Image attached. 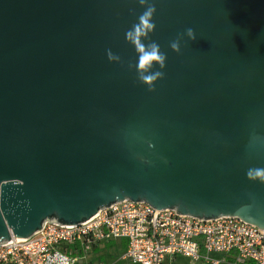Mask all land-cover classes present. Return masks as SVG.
I'll list each match as a JSON object with an SVG mask.
<instances>
[{"label": "water", "instance_id": "obj_1", "mask_svg": "<svg viewBox=\"0 0 264 264\" xmlns=\"http://www.w3.org/2000/svg\"><path fill=\"white\" fill-rule=\"evenodd\" d=\"M151 4L142 43H158L166 67L139 70L125 34ZM158 71L150 91L141 76ZM253 169H264V0H0V244L125 199L264 234Z\"/></svg>", "mask_w": 264, "mask_h": 264}, {"label": "built area", "instance_id": "obj_2", "mask_svg": "<svg viewBox=\"0 0 264 264\" xmlns=\"http://www.w3.org/2000/svg\"><path fill=\"white\" fill-rule=\"evenodd\" d=\"M125 241L120 260L130 264H164L182 256L195 262L221 264L212 255L235 253L237 262L264 264V234L237 217L202 220L176 211H157L147 202L125 199L102 208L72 227L45 221L30 238L0 244V264H50L57 253L69 264H82L83 254L102 243Z\"/></svg>", "mask_w": 264, "mask_h": 264}, {"label": "clouds", "instance_id": "obj_3", "mask_svg": "<svg viewBox=\"0 0 264 264\" xmlns=\"http://www.w3.org/2000/svg\"><path fill=\"white\" fill-rule=\"evenodd\" d=\"M141 6L147 4V0H139ZM156 6L155 4L148 5L146 10L139 16V22L136 23L131 30L126 32V38L135 45L138 53H139V61L137 64V68L139 70H144L150 67L153 63H159L160 67L163 69L166 67L167 55L160 50V46L158 43H152L150 46V50L146 49L142 40L148 37L150 32H154L156 29V24L153 23L154 16L156 14ZM185 34L191 40L196 39V32L192 28H187L185 30ZM170 48L179 53L181 50V45L178 40H174L170 43ZM108 59L114 60L118 59L115 57L111 50L108 51ZM164 77V72L158 71L152 75L141 76V81L148 85L150 91H154V82L158 79H162ZM248 176L250 179L260 178L264 180V169H253L248 172ZM50 264H69V260L65 256H61L57 253L56 258H52L50 260Z\"/></svg>", "mask_w": 264, "mask_h": 264}, {"label": "rangeland", "instance_id": "obj_4", "mask_svg": "<svg viewBox=\"0 0 264 264\" xmlns=\"http://www.w3.org/2000/svg\"><path fill=\"white\" fill-rule=\"evenodd\" d=\"M98 250L91 249L88 253L83 254V262L90 264H128L129 262L121 261L120 258L125 250L122 247V240L108 241L98 247ZM220 257V255H212ZM164 264H205L204 262H195L192 259L177 256L176 258L168 257Z\"/></svg>", "mask_w": 264, "mask_h": 264}, {"label": "crops", "instance_id": "obj_5", "mask_svg": "<svg viewBox=\"0 0 264 264\" xmlns=\"http://www.w3.org/2000/svg\"><path fill=\"white\" fill-rule=\"evenodd\" d=\"M102 244H104V243H102ZM102 244H100V245H102ZM99 246L95 247L94 250H98ZM122 247L124 250H126L125 241H122ZM214 258H216V257H214ZM216 259L221 260V264H254L253 262H250V261L249 262L248 261L247 262H237V257H236V254L234 252L227 254V255L221 254L220 257L219 258L217 257ZM230 260H233V263H230ZM82 264H86V263L82 262ZM90 264H94V263L91 261ZM128 264H130V263H128Z\"/></svg>", "mask_w": 264, "mask_h": 264}, {"label": "trees", "instance_id": "obj_6", "mask_svg": "<svg viewBox=\"0 0 264 264\" xmlns=\"http://www.w3.org/2000/svg\"><path fill=\"white\" fill-rule=\"evenodd\" d=\"M62 223H64L63 221H61ZM126 243V242H125ZM126 246H127V244H126ZM230 263H233V260H230Z\"/></svg>", "mask_w": 264, "mask_h": 264}, {"label": "flooded vegetation", "instance_id": "obj_7", "mask_svg": "<svg viewBox=\"0 0 264 264\" xmlns=\"http://www.w3.org/2000/svg\"><path fill=\"white\" fill-rule=\"evenodd\" d=\"M180 209H181V206H180Z\"/></svg>", "mask_w": 264, "mask_h": 264}]
</instances>
